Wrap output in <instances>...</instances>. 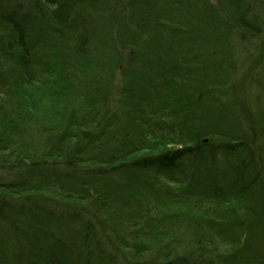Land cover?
<instances>
[{"label":"trees","instance_id":"1","mask_svg":"<svg viewBox=\"0 0 264 264\" xmlns=\"http://www.w3.org/2000/svg\"><path fill=\"white\" fill-rule=\"evenodd\" d=\"M5 169L0 264H264V0H0Z\"/></svg>","mask_w":264,"mask_h":264},{"label":"rangeland","instance_id":"2","mask_svg":"<svg viewBox=\"0 0 264 264\" xmlns=\"http://www.w3.org/2000/svg\"><path fill=\"white\" fill-rule=\"evenodd\" d=\"M208 1L213 3V0H208ZM44 34H45V38L47 41H50L51 44L55 43L52 41L51 38L48 40L47 34L46 33H44ZM157 38H161L160 35H158ZM50 47H48L50 50L49 52H51ZM252 52H253V54L257 53L255 50H253ZM133 54L134 53L129 55L128 61L130 63H133L134 66H131L130 69L128 68V65L125 66L124 68L122 67L123 69L119 70V72L117 73V78H118V81L120 82L119 83L120 86H123V85L129 86L130 83H128V81H126V79L128 80V78L130 76L129 74L132 73L133 75H136V77L139 78L135 82L136 90L138 93V92H140V88L147 89L150 87L151 83L148 81L149 74L146 76L145 71H142V69L139 70L140 67H137V61H142L140 59L141 52L135 53L134 55ZM127 57H128V54H127ZM131 58H132V61H131ZM55 62H56L55 58H53V63L51 61L47 60V64L50 66L54 65ZM52 68L54 69V67H52ZM123 70H125V71H123ZM50 74H52V73H49V72L45 73V76L40 77V82L35 83V87L38 90L33 91V89H30L31 91H29L26 89V85L22 86L23 91L21 93L24 94V97L26 99L25 100L22 98L24 103L26 102L28 105H32L33 107L35 106V108H38L39 103L41 102L43 104H48L50 107H52L51 105L55 103L54 99H51V97H45L44 91H43L44 88H47V94H51V90L55 88V84H53L52 82L51 83L49 82L50 79H51V81H55V77H53ZM44 79H48V80L45 82ZM134 81L135 80H133V84H134ZM139 94H141V93H139ZM17 96H19V90L17 91ZM27 176H29L28 172L21 171V170H9V169L0 170V179L3 181H6V182H12V181L21 182V180L27 178ZM41 200H46V199L41 198ZM218 203H220V202H214L213 201V204L210 206V211L213 214V218H216V219H218L219 217H221L223 215H226V212H228V210H229L228 205L218 204ZM235 206L238 207L237 202L235 203ZM241 212H242L241 215H243V216H246L249 213H252V214L255 213V214L259 215V216H255V218H253V220L255 222V225H254L255 228L259 231L257 233V236L255 237V240L260 242L259 249H262L263 248L262 244H264V219L262 217V216H264V207L257 208L254 205L251 206V205H248V202L247 203L245 202L243 208L241 209ZM208 215L210 217L209 219H211V215L209 214V212H208ZM226 216H228V215H226ZM252 230L253 229H251V231ZM248 231H249V229L246 230L245 232H248ZM191 238L192 237L189 234H187L186 239L190 240ZM183 239H184V237H183ZM250 242H251V240H250ZM217 243H218V241H217ZM228 243L229 242H227V241L224 242L222 244V247H226L228 245ZM252 245H253L252 243L248 244V246H252ZM176 249H179L182 253H190L192 251V245L189 244L188 242L181 241L179 248L176 247ZM261 256H263V254L261 252L258 253V257L260 258Z\"/></svg>","mask_w":264,"mask_h":264}]
</instances>
